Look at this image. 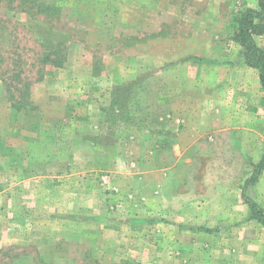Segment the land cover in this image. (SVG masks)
I'll return each mask as SVG.
<instances>
[{"label":"rangeland","instance_id":"rangeland-1","mask_svg":"<svg viewBox=\"0 0 264 264\" xmlns=\"http://www.w3.org/2000/svg\"><path fill=\"white\" fill-rule=\"evenodd\" d=\"M255 6L0 0V264H178L169 228L191 223L192 199L174 203L204 181L215 191L199 228L244 230L245 243L264 231L218 204L222 172L204 171L226 160L233 140L217 129L244 107L264 133L258 71L232 38L235 14ZM198 120L207 130L194 139ZM259 144L225 176L264 208V166L246 183Z\"/></svg>","mask_w":264,"mask_h":264},{"label":"crops","instance_id":"crops-1","mask_svg":"<svg viewBox=\"0 0 264 264\" xmlns=\"http://www.w3.org/2000/svg\"><path fill=\"white\" fill-rule=\"evenodd\" d=\"M229 83L227 82L225 87L230 85ZM231 85L234 86L233 83ZM233 101L235 102L236 100ZM233 101L232 103H234ZM237 105L238 103L236 106ZM255 110L254 108L246 109V107H244L242 110L243 113H245L244 116L236 115L232 122L229 120L223 122L220 129H217L216 123H213V132H216L217 129L216 133L221 135V137L222 134H225L227 141L232 139L233 147L229 148V145L225 144L226 146L222 148L221 154L226 156V160H222L217 166H213L209 163L204 167V171L206 172L215 170L220 173L222 172V175L220 174L222 178L216 182V187L219 189V197L215 198H219L218 204L227 205L232 202L238 205L237 207L240 208V213H236V216L238 214L239 218L242 219L249 216V209L242 198L239 182L240 178L238 175H234L233 179H229L225 176V173H240L248 164L246 156H252L257 148L256 144H258L259 148V142L264 140L263 130L257 127L260 125L258 119L255 116L247 114L248 112H255ZM192 125L194 126L192 128L194 139L198 136L202 137L207 130V127H205L206 125L199 120L193 122ZM217 125L219 126V124ZM188 126H190V124ZM196 128L198 131L195 130ZM228 156H232V159H234L233 162H229ZM203 184L205 187L204 190L195 192L194 194H189L187 190V193L185 192L180 195L183 199H178L177 202L174 203L176 205L182 202L188 203L187 200L192 199L191 202H189V204L192 205L190 207L191 213L195 210H201L198 211V215L196 213H189V215L184 214L186 217L185 219L191 221L190 224H184L181 227L172 225L169 228L170 236L171 238H175L176 243L172 246L180 253L181 259L178 264H264V231L258 234L257 229L254 228L251 230V242L245 243L243 239L244 230L237 233L212 230V232L208 234L207 230L198 227V225L201 224L199 221L201 218L200 215L204 214L205 208L208 207L207 200L212 198V191H215L213 188L215 183L204 181ZM206 189H211V192L208 194V191L205 192ZM245 223L252 224V221L249 220ZM176 238H179V241H176ZM241 239H243V241ZM225 241L228 246L230 245L228 241H231L233 247L225 249L223 247ZM208 254L211 255V257H207Z\"/></svg>","mask_w":264,"mask_h":264},{"label":"trees","instance_id":"trees-1","mask_svg":"<svg viewBox=\"0 0 264 264\" xmlns=\"http://www.w3.org/2000/svg\"><path fill=\"white\" fill-rule=\"evenodd\" d=\"M233 40L240 47V54L249 67L258 71L259 83L264 91V49L256 42V37L264 34V0H256L255 7H245L239 10L234 17ZM264 166V152L255 166L254 173L246 180V183L253 182L261 167ZM242 198L248 205L249 219H254L264 227V208L256 201L247 197L242 189Z\"/></svg>","mask_w":264,"mask_h":264}]
</instances>
